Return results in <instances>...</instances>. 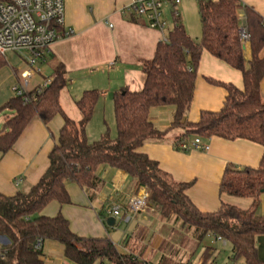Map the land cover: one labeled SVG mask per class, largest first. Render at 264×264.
<instances>
[{"label": "trees", "instance_id": "16d2710c", "mask_svg": "<svg viewBox=\"0 0 264 264\" xmlns=\"http://www.w3.org/2000/svg\"><path fill=\"white\" fill-rule=\"evenodd\" d=\"M239 8L238 0H198V41L187 34L179 19L175 20L165 40L157 44L153 58L141 62L142 89L121 88L113 94L115 137L106 130L95 141L87 138L86 126L100 97L97 90H86L75 101L79 121L63 111L60 94L67 79L61 63L55 66L52 79L40 93L38 89L27 93L28 103L14 96L0 108V113L12 112V116L4 118L0 130L1 154L12 149L34 118L45 125L56 116L63 121L56 144L48 154L49 166L37 184L13 196L0 193V240L7 241L0 246V264H47L42 250L35 248L38 240L60 244L63 256L75 264H150L138 254H120L108 238L74 234L61 214H40L52 201L59 205L70 203L69 183L87 191L97 190L100 180L96 172L101 166L123 171L137 188L145 189L149 194L148 208L157 211L161 220L179 223L185 234L191 233L199 242L207 235L221 237L231 246L232 261L264 264L256 247V238L264 234V217L257 214L264 190V102L260 93L264 78V20L252 8H244L250 49V59L245 63L244 46L239 39ZM129 19L139 21L135 17ZM203 51L239 71L243 87L206 79L225 89L227 95L219 111H202L199 120L192 123L186 116ZM6 64L5 57L0 55V69ZM167 106L174 107L172 122L167 129L159 130L149 112ZM170 132L176 133L171 141L173 148L181 152H188L183 146L194 137L244 139L259 144L263 153L258 166L226 167L219 184V194L250 198L251 208L240 210L221 204L216 212H200L186 196L191 183L175 182L156 161L138 152L146 143L163 141ZM184 242L182 238L181 244ZM168 262L165 259L164 264ZM206 263L205 258L202 264Z\"/></svg>", "mask_w": 264, "mask_h": 264}, {"label": "crops", "instance_id": "0c3cea01", "mask_svg": "<svg viewBox=\"0 0 264 264\" xmlns=\"http://www.w3.org/2000/svg\"><path fill=\"white\" fill-rule=\"evenodd\" d=\"M131 1L65 0L64 29L73 30V35L57 40L50 46L48 57L37 65L36 72L28 81L26 91L31 92L50 82L55 66L61 63L66 71L67 85L60 94V104L68 117L79 121L81 116L75 101L84 91L99 92L100 97L94 110L96 111L113 107L112 96L121 88L141 90L143 87L141 62L153 58L157 44L169 32V24L165 14L163 17L167 22V28L164 33L150 29L141 20L130 21L129 17L123 14V10ZM238 3L252 8L264 20V0H238ZM165 10L170 16L171 9L168 4ZM243 13L244 9L239 8L238 15ZM179 21L182 23L180 19ZM184 28L192 39L196 41L200 39L199 32H190L187 24ZM12 54L9 53L7 56H13ZM261 56L264 57V47ZM249 59L248 44L244 47L245 63H248ZM6 62L7 64L0 69V108L14 97L13 86L21 80V74L28 71L27 65L18 61ZM206 79L231 84L238 89L243 87L239 71L203 51L197 68L193 100L186 116L189 122H197L202 111L217 112L223 106L227 95L225 89L209 83ZM260 93L264 102V78L260 83ZM173 113L172 106L155 107L150 110L149 117L157 129L165 130L172 122ZM6 116H12V112L0 113V130ZM62 124V118L59 116L48 125L39 118H34L12 149L5 154L0 153L1 194L13 196L20 191L27 192L37 184L49 166L48 154L56 144ZM86 135L91 142L100 137L95 138L89 133ZM175 135L176 133L170 132L163 141L146 143L138 152L156 161L159 168L175 182L191 183L186 190V196L202 213L216 212L221 204L240 210L251 208L250 198L219 194V184L226 167L256 168L263 153V148L259 144L244 139L228 141L211 137L203 139L209 146L208 151L181 152L172 146L171 141ZM96 175L100 180L97 190L87 191L77 184L69 183L67 192L70 203L59 205L52 201L40 214L48 217L61 214L68 221L69 228L74 234L84 238H108L120 254H138L150 264H164L165 259H169V264H194L190 254L180 246L181 242L178 244L177 240L173 241L179 223L159 219L157 211L153 209L137 215L127 212L125 217L123 215V218H115L112 227L107 226L106 220L110 216L106 213V207L114 198L115 190L121 189L126 194H135L142 188H137L134 181L123 171L110 167H99ZM17 180H21L18 186ZM257 214L264 217V193L260 195ZM153 224L162 230L150 234L149 226ZM205 238L209 239L210 247L204 248L198 264H202L205 258L206 264L211 262L217 264L216 245L222 244L216 242L212 235H207L203 239ZM46 244L52 246L57 243L53 241L42 243L43 259L47 264H75L63 256V247L59 248L60 257L57 258L47 246L45 247ZM256 247L259 257L264 261V234L256 238Z\"/></svg>", "mask_w": 264, "mask_h": 264}, {"label": "built area", "instance_id": "2783aa9c", "mask_svg": "<svg viewBox=\"0 0 264 264\" xmlns=\"http://www.w3.org/2000/svg\"><path fill=\"white\" fill-rule=\"evenodd\" d=\"M181 3L182 0H132L123 10V14L135 17L143 21L150 29L164 33L167 28V22L163 17L165 6L167 4L170 6L175 25V20L179 19ZM238 5L240 8H245L240 3ZM64 8L65 0H0V55L4 57L9 53L28 55V71L21 74V80L12 88L14 96L20 97L24 103L30 101L26 91L28 81L35 72V67L46 60L50 46L57 40L73 35V30L64 29ZM239 19V39L245 47L249 44V32L244 13L239 16ZM48 83L38 88L37 93H40ZM183 149L206 152L209 146L201 137H194L183 146ZM20 183L21 180L16 181L17 186ZM148 196L145 189L135 194H126L121 189H117L114 198L106 207V213L114 219L123 218V215L125 217L127 212L131 215L143 213L148 207ZM215 241L222 245L226 244L221 237H215ZM35 248L42 249L40 240L36 242Z\"/></svg>", "mask_w": 264, "mask_h": 264}, {"label": "rangeland", "instance_id": "374dc122", "mask_svg": "<svg viewBox=\"0 0 264 264\" xmlns=\"http://www.w3.org/2000/svg\"><path fill=\"white\" fill-rule=\"evenodd\" d=\"M197 1L198 0H183L182 5L179 7V15H180L179 19L181 20L184 27L186 24L188 25L190 32L192 33L199 32L201 36V27H200L198 12H197ZM164 14L167 16L168 24H169L168 31H170L173 27L174 21L171 18V15L168 16L169 12L167 10L164 11ZM12 55L13 56L6 55V60L8 62L11 61L15 63L16 61H18L19 63L23 65H27L28 55L26 53H23V54L13 53ZM10 56L13 57V59ZM36 70H37V67H35V72ZM102 129L103 131H100ZM106 130L109 131L111 137L116 136V127H115L113 107H111L110 109L106 108L105 110L98 109L94 111L91 120L86 126V134L89 133L91 136H94L95 138H97V136L99 137L100 134ZM149 210L150 208L147 207L144 213L148 212ZM161 230L162 228L156 224L149 226L150 234L153 232L157 233ZM184 235L188 237H184ZM182 238H184L185 242L183 244L178 243L182 241ZM176 240H177V243L180 244V246L183 247V249L185 248L186 252L190 254V257L194 264H198V261L201 258V254L204 248L210 247L208 238H205L199 242L196 238L192 236L191 233L185 234L184 231H182L179 227H176L175 229V237L173 241H176ZM48 245L49 244H46L45 247L47 246L48 249L51 250L52 254L55 257L57 258L60 257L59 248L62 246L58 243L52 244V246L51 245L48 246ZM0 246H4V240H0ZM216 250L217 252L215 254L216 255L215 260L217 264H245L244 260L242 259H239L237 261H232V259L230 258L231 246L229 244H225L222 246L216 245Z\"/></svg>", "mask_w": 264, "mask_h": 264}, {"label": "water", "instance_id": "95a60500", "mask_svg": "<svg viewBox=\"0 0 264 264\" xmlns=\"http://www.w3.org/2000/svg\"><path fill=\"white\" fill-rule=\"evenodd\" d=\"M262 193H264V190L262 191ZM114 222H115V219L112 218V217H109V218H107V220H106V225L112 227V226L114 225ZM4 242L7 243L6 240H4Z\"/></svg>", "mask_w": 264, "mask_h": 264}]
</instances>
